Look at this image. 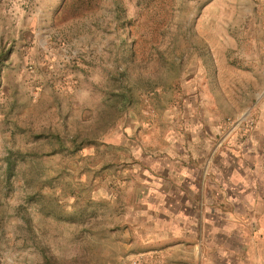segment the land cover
Wrapping results in <instances>:
<instances>
[{
	"label": "rangeland",
	"instance_id": "obj_1",
	"mask_svg": "<svg viewBox=\"0 0 264 264\" xmlns=\"http://www.w3.org/2000/svg\"><path fill=\"white\" fill-rule=\"evenodd\" d=\"M263 29L261 0H0V264H195L154 163L250 106Z\"/></svg>",
	"mask_w": 264,
	"mask_h": 264
},
{
	"label": "crops",
	"instance_id": "obj_2",
	"mask_svg": "<svg viewBox=\"0 0 264 264\" xmlns=\"http://www.w3.org/2000/svg\"><path fill=\"white\" fill-rule=\"evenodd\" d=\"M252 78L247 109L224 123L214 110L210 131L197 120L154 163L153 211L165 215L166 245L187 247L195 264H264V78Z\"/></svg>",
	"mask_w": 264,
	"mask_h": 264
}]
</instances>
